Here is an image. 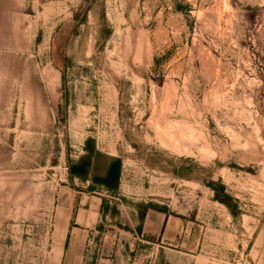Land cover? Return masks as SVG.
<instances>
[{
    "label": "rangeland",
    "instance_id": "374dc122",
    "mask_svg": "<svg viewBox=\"0 0 264 264\" xmlns=\"http://www.w3.org/2000/svg\"><path fill=\"white\" fill-rule=\"evenodd\" d=\"M0 264H264V0H0Z\"/></svg>",
    "mask_w": 264,
    "mask_h": 264
},
{
    "label": "trees",
    "instance_id": "16d2710c",
    "mask_svg": "<svg viewBox=\"0 0 264 264\" xmlns=\"http://www.w3.org/2000/svg\"><path fill=\"white\" fill-rule=\"evenodd\" d=\"M98 152L95 150H88V154L81 157L76 163H73L69 166V178L70 179H79L81 181H85L89 179L90 172L92 169V157L94 154ZM122 170V161L119 158H110L108 167L103 176L98 177L94 176L91 181L96 185H99L102 189L107 192H114L119 187L120 175ZM220 184L211 183L210 187L215 192V199L225 204L232 212L233 208L229 200H232V196L225 192L224 186H221V194L220 191L216 188V186ZM89 192H94V187H89Z\"/></svg>",
    "mask_w": 264,
    "mask_h": 264
},
{
    "label": "crops",
    "instance_id": "0c3cea01",
    "mask_svg": "<svg viewBox=\"0 0 264 264\" xmlns=\"http://www.w3.org/2000/svg\"><path fill=\"white\" fill-rule=\"evenodd\" d=\"M78 208H75L74 214V227H71V232H76V234L84 235L94 228L97 224L98 211L102 206V199L96 196H80ZM73 211V210H71ZM85 236V235H84Z\"/></svg>",
    "mask_w": 264,
    "mask_h": 264
}]
</instances>
